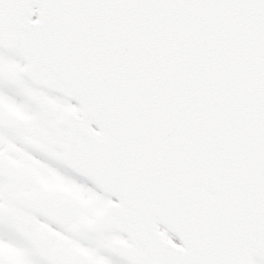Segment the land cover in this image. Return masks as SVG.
Wrapping results in <instances>:
<instances>
[{"label":"snow or ice","instance_id":"snow-or-ice-1","mask_svg":"<svg viewBox=\"0 0 264 264\" xmlns=\"http://www.w3.org/2000/svg\"><path fill=\"white\" fill-rule=\"evenodd\" d=\"M0 264H264V0H0Z\"/></svg>","mask_w":264,"mask_h":264}]
</instances>
